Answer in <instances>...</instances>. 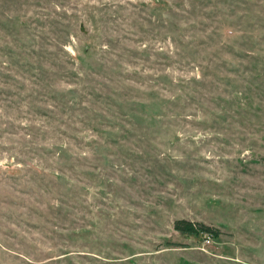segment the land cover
I'll return each instance as SVG.
<instances>
[{"label": "rangeland", "instance_id": "374dc122", "mask_svg": "<svg viewBox=\"0 0 264 264\" xmlns=\"http://www.w3.org/2000/svg\"><path fill=\"white\" fill-rule=\"evenodd\" d=\"M0 264H264V0H0Z\"/></svg>", "mask_w": 264, "mask_h": 264}, {"label": "trees", "instance_id": "16d2710c", "mask_svg": "<svg viewBox=\"0 0 264 264\" xmlns=\"http://www.w3.org/2000/svg\"><path fill=\"white\" fill-rule=\"evenodd\" d=\"M252 61H253V57L249 56V61L246 66V70L250 69ZM216 66L221 67L219 64H216ZM215 79L216 78H214V80ZM248 82L249 81H246L247 84ZM216 83L218 85H221V83L218 80H216ZM197 86L199 85L197 84ZM212 88L214 89L217 95L211 96L210 101L214 104L215 108L218 109V111H222L221 106H223L224 108L227 107L230 110L234 104H239L241 102L236 97H232L229 100H225V98H223L221 95L219 86L212 85ZM173 228L174 230L181 232V233L191 234L195 236L204 234L214 239L218 238L219 235L221 234L217 228H214L212 226L205 225L202 223H195V222H191L187 220H175L173 222Z\"/></svg>", "mask_w": 264, "mask_h": 264}, {"label": "built area", "instance_id": "2783aa9c", "mask_svg": "<svg viewBox=\"0 0 264 264\" xmlns=\"http://www.w3.org/2000/svg\"><path fill=\"white\" fill-rule=\"evenodd\" d=\"M205 242L208 244L209 243V239L207 238Z\"/></svg>", "mask_w": 264, "mask_h": 264}]
</instances>
